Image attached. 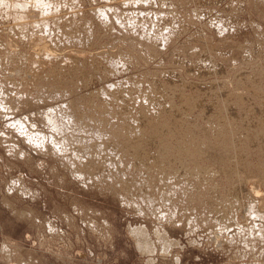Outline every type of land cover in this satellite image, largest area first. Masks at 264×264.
<instances>
[{"label":"rangeland","instance_id":"374dc122","mask_svg":"<svg viewBox=\"0 0 264 264\" xmlns=\"http://www.w3.org/2000/svg\"><path fill=\"white\" fill-rule=\"evenodd\" d=\"M263 185L264 0H0V264H264Z\"/></svg>","mask_w":264,"mask_h":264},{"label":"bare ground","instance_id":"6f19581e","mask_svg":"<svg viewBox=\"0 0 264 264\" xmlns=\"http://www.w3.org/2000/svg\"><path fill=\"white\" fill-rule=\"evenodd\" d=\"M32 4V3H31ZM219 4V3H218ZM39 9V8H38ZM195 11V10H194ZM196 12V11H195ZM21 18V17H20ZM182 23V22H181ZM28 29V28H27ZM112 31V30H111ZM18 34V33H17ZM193 37V36H192ZM200 38H202V37H200ZM57 45V44H56ZM206 46V45H205ZM217 47V46H216ZM223 47V46H222ZM226 47V46H225ZM224 47V48H225ZM205 48V47H204ZM218 48H216V51H220V49L221 50H223V48H220V49H218ZM51 50V49H50ZM66 50V49H65ZM60 51V50H59ZM45 52V51H44ZM214 52V51H213ZM47 54V53H46ZM51 54H52V52H51ZM55 54V56H56V53H54ZM79 55V54H78ZM44 57V56H43ZM46 57V56H45ZM53 57H54V55H53ZM46 59V58H45ZM57 59V58H56ZM49 61V60H48ZM208 61V60H207ZM46 62V61H45ZM208 63H210V62H208ZM174 64V63H173ZM39 67V66H38ZM212 67V66H211ZM164 78V77H163ZM168 78V77H167ZM176 78V77H175ZM190 86V85H189ZM159 90V89H158ZM138 94V93H137ZM161 96V95H160ZM155 97V96H154ZM159 101V100H158ZM71 104V103H70ZM123 106V105H122ZM75 110V109H74ZM155 114H156V112H155ZM159 114V113H158ZM131 116V115H130ZM172 116V115H171ZM82 119V118H81ZM157 119V118H156ZM50 120V119H49ZM51 121V120H50ZM104 124V123H103ZM152 124V123H151ZM136 127H137V125H136ZM126 129V128H125ZM133 129H134V127H133ZM139 129V128H138ZM52 130H54V129H52ZM140 133V132H139ZM77 134V133H76ZM146 140V139H145ZM96 143V142H95ZM129 143V142H128ZM136 144V143H135ZM129 146V145H128ZM131 146V145H130ZM76 147V146H75ZM123 147V146H122ZM84 148V147H83ZM92 148V147H91ZM97 148V147H96ZM108 148V147H107ZM122 149V148H121ZM88 150V149H87ZM130 153V152H129ZM131 154V153H130ZM135 154V153H134ZM139 154V153H138ZM138 154H137V156H138ZM136 156V155H135ZM139 157H140V155H139ZM105 158V157H104ZM108 158H109V156H108ZM112 158V157H111ZM116 158V157H115ZM135 158V157H134ZM141 158V157H140ZM142 159L143 158H141V161H142ZM159 159V158H158ZM135 160V159H134ZM137 160V159H136ZM152 160V159H151ZM143 161H145V160H143ZM147 161V160H146ZM158 161V160H157ZM112 162L114 163V161L112 160ZM108 163V162H107ZM137 163V162H136ZM143 163V162H142ZM141 163V164H142ZM144 163H146V162H144ZM140 164V165H141ZM148 164V163H147ZM146 164V165H147ZM145 165V164H144ZM143 165V166H144ZM148 166V165H147ZM157 166V165H156ZM87 167V166H86ZM146 167V166H145ZM136 169V168H135ZM182 173H184V172H182ZM204 173V172H203ZM164 174V173H163ZM187 174V173H186ZM201 174V173H200ZM178 175V174H177ZM184 176V175H183ZM188 176V175H187ZM127 180V179H126ZM143 186V185H142ZM264 186V185H263ZM240 190V189H239ZM129 191V190H128ZM238 191V190H237ZM242 191V190H241ZM239 192V191H238ZM238 192H237V194H238ZM128 193V192H127ZM233 193V192H232ZM257 193V192H256ZM144 196V195H143ZM240 197V196H239ZM242 197V196H241ZM255 197H256V195H255ZM246 198H248V196L246 197ZM240 199V198H239ZM242 199V198H241ZM249 200H250V195H249V198H248ZM247 199V200H248ZM252 199V198H251ZM244 200L246 201V199H245V197H244ZM248 200V201H249ZM253 200V199H252ZM241 201V200H240ZM243 201V200H242ZM251 201V200H250ZM254 201V200H253ZM244 202V201H243ZM233 203V202H232ZM247 203V202H246ZM230 204V203H229ZM243 204V203H242ZM264 206V205H263ZM240 207V206H239ZM232 208V207H231ZM259 208V207H258ZM235 209H236V207H235ZM261 209V208H260ZM259 209V210H260ZM233 210V209H232ZM232 210H231V212H232ZM243 211V210H242ZM264 211V210H263ZM220 212V211H219ZM215 213V212H214ZM224 214V213H223ZM219 218V217H218ZM220 219V218H219ZM222 219V218H221ZM228 220V219H227ZM140 247L142 248V249H144V250H148L149 249V245H148V242H143V241H141L140 240Z\"/></svg>","mask_w":264,"mask_h":264}]
</instances>
